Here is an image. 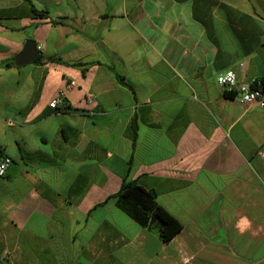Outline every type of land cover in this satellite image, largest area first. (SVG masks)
Segmentation results:
<instances>
[{
  "label": "crops",
  "instance_id": "0c3cea01",
  "mask_svg": "<svg viewBox=\"0 0 264 264\" xmlns=\"http://www.w3.org/2000/svg\"><path fill=\"white\" fill-rule=\"evenodd\" d=\"M229 70L264 93V0H0V264H264V108ZM134 180L169 243L101 205Z\"/></svg>",
  "mask_w": 264,
  "mask_h": 264
},
{
  "label": "trees",
  "instance_id": "16d2710c",
  "mask_svg": "<svg viewBox=\"0 0 264 264\" xmlns=\"http://www.w3.org/2000/svg\"><path fill=\"white\" fill-rule=\"evenodd\" d=\"M30 9L37 17L48 18L47 11L38 12L31 3ZM55 22L51 20V24ZM38 60L39 57L35 59L36 62ZM8 65L10 64L5 66ZM117 80L124 83L122 77L117 76ZM225 95L230 98L236 96L234 92H227ZM109 201L140 227L154 230L164 244L169 243L182 229L181 223L157 203L155 192L144 188L137 180L123 181L117 193L110 195L101 205Z\"/></svg>",
  "mask_w": 264,
  "mask_h": 264
},
{
  "label": "built area",
  "instance_id": "2783aa9c",
  "mask_svg": "<svg viewBox=\"0 0 264 264\" xmlns=\"http://www.w3.org/2000/svg\"><path fill=\"white\" fill-rule=\"evenodd\" d=\"M41 47L37 46V51H40ZM217 84L231 92H234L244 106H258L264 108V93L262 91L261 82L257 79H250L246 82H238L236 74L233 71H226L225 73L217 76ZM76 87L74 81H69L64 90H61L58 95L49 102L48 106L52 110L64 109L66 102V92L68 89ZM82 103L87 108V114L91 113V106L94 104V97L92 94H86ZM11 164V159L8 156H2L0 158V178H3L6 171Z\"/></svg>",
  "mask_w": 264,
  "mask_h": 264
},
{
  "label": "water",
  "instance_id": "95a60500",
  "mask_svg": "<svg viewBox=\"0 0 264 264\" xmlns=\"http://www.w3.org/2000/svg\"><path fill=\"white\" fill-rule=\"evenodd\" d=\"M38 56L37 45L34 41H27L22 51L13 59L15 66H23L35 61Z\"/></svg>",
  "mask_w": 264,
  "mask_h": 264
}]
</instances>
